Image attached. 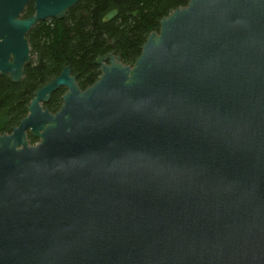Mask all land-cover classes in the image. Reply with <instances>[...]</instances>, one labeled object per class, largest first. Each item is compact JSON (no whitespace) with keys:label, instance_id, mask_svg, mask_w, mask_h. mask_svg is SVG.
Masks as SVG:
<instances>
[{"label":"water","instance_id":"obj_1","mask_svg":"<svg viewBox=\"0 0 264 264\" xmlns=\"http://www.w3.org/2000/svg\"><path fill=\"white\" fill-rule=\"evenodd\" d=\"M78 1L0 0V76ZM98 63L84 89L64 65L0 134V264H264V0H189L132 65Z\"/></svg>","mask_w":264,"mask_h":264},{"label":"trees","instance_id":"obj_2","mask_svg":"<svg viewBox=\"0 0 264 264\" xmlns=\"http://www.w3.org/2000/svg\"><path fill=\"white\" fill-rule=\"evenodd\" d=\"M189 0H79L61 18L39 21L28 32L30 62L22 78L12 82L0 76V134L10 132L27 114L35 89L55 76L64 65L81 89L100 75L98 61L115 51L124 65H132L148 35L157 31L162 17ZM116 11L106 22L103 18ZM25 13H33L27 6ZM64 87L55 90L43 107L55 112ZM30 144L37 139L27 134Z\"/></svg>","mask_w":264,"mask_h":264},{"label":"flooded vegetation","instance_id":"obj_3","mask_svg":"<svg viewBox=\"0 0 264 264\" xmlns=\"http://www.w3.org/2000/svg\"><path fill=\"white\" fill-rule=\"evenodd\" d=\"M27 6L33 8V13H29V14L25 13V10H26V7H27ZM34 8H35V4H34V2H28V3L25 5V7H24L23 11L21 12V14L19 15V18H20V19H25V18H28L29 16L33 15L34 12H35ZM3 76H7V77L9 78L8 75H3Z\"/></svg>","mask_w":264,"mask_h":264},{"label":"clouds","instance_id":"obj_4","mask_svg":"<svg viewBox=\"0 0 264 264\" xmlns=\"http://www.w3.org/2000/svg\"><path fill=\"white\" fill-rule=\"evenodd\" d=\"M116 14V11L114 10L112 13H109L103 18V22H106L111 16H114Z\"/></svg>","mask_w":264,"mask_h":264}]
</instances>
